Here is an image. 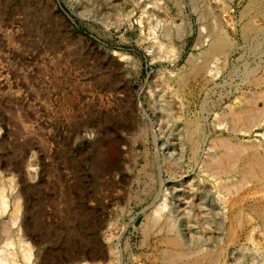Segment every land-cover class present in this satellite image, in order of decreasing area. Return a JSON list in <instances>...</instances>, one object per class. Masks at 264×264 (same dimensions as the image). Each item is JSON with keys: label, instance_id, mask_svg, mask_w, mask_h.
Listing matches in <instances>:
<instances>
[{"label": "rangeland", "instance_id": "374dc122", "mask_svg": "<svg viewBox=\"0 0 264 264\" xmlns=\"http://www.w3.org/2000/svg\"><path fill=\"white\" fill-rule=\"evenodd\" d=\"M263 133L264 0H0V264H264Z\"/></svg>", "mask_w": 264, "mask_h": 264}, {"label": "bare ground", "instance_id": "6f19581e", "mask_svg": "<svg viewBox=\"0 0 264 264\" xmlns=\"http://www.w3.org/2000/svg\"><path fill=\"white\" fill-rule=\"evenodd\" d=\"M131 5V4H130ZM251 10V9H250ZM247 28V27H246ZM249 28V27H248ZM216 29V27L215 28H213V30L214 31H216L215 30ZM251 29H252V32H254L255 31V29H254V31H253V28H252V26H251ZM166 30H168V29H166ZM248 31V30H247ZM166 32V31H165ZM164 32V33H165ZM221 31L219 30V33H220ZM163 33V34H164ZM169 34H170V32H168ZM168 33L166 32V34L168 35ZM212 33V32H211ZM210 33V34H211ZM254 33H256V32H254ZM162 34V35H163ZM214 35H215V32L213 33ZM217 34V33H216ZM165 35V34H164ZM167 35H165L166 37H168ZM212 35V34H211ZM249 35H250V33H249ZM256 35V34H255ZM255 35H253V36H255ZM170 36V35H169ZM220 36V35H219ZM163 37V36H162ZM166 37H165V39H166ZM215 37H217V36H215ZM252 37V36H251ZM250 37V38H251ZM171 38V37H170ZM218 38V37H217ZM209 66V65H208ZM207 66V67H208ZM204 67V66H203ZM206 68V67H205ZM205 68L204 69H202V70H204L205 71ZM208 70V72H209V69H206V71ZM198 72V71H197ZM201 72V71H200ZM211 72H213V71H211ZM196 73V72H195ZM207 73V72H206ZM248 73V75L250 74V71H248L247 72ZM212 74V73H211ZM194 75V74H193ZM197 75H199V73L197 74ZM202 74H200V76H201ZM188 76V75H187ZM191 76V75H190ZM213 76V75H212ZM252 76V75H251ZM184 77V76H183ZM182 77V78H183ZM194 77V76H193ZM202 78V77H201ZM184 79V78H183ZM183 79H182V82H183ZM186 79V78H185ZM209 79H211V78H209ZM215 79V78H214ZM186 80H188V79H186ZM208 81V80H207ZM255 81V80H254ZM259 83V81H256V83ZM179 85V84H178ZM258 85V84H257ZM261 85V84H260ZM262 86V85H261ZM183 87V86H182ZM205 87V86H204ZM261 94V93H260ZM262 95V94H261ZM260 97V96H259ZM263 99V98H262ZM242 113V112H241ZM249 113V112H248ZM245 114H247V113H245ZM244 114V115H245ZM233 116V115H232ZM235 116V115H234ZM237 116V115H236ZM249 116H250V114H249ZM262 116V115H261ZM245 117H246V115H245ZM245 117H243V118H245ZM239 119H236V121L237 120H240L241 119V117H238ZM251 118V117H250ZM260 118V117H259ZM258 118V119H259ZM252 119V118H251ZM245 120H247V117H246V119ZM254 119H252L251 121H253ZM241 121V120H240ZM249 121V120H248ZM245 122V121H244ZM255 122V121H254ZM247 123V122H246ZM251 123V122H250ZM250 123H247V124H249L250 125ZM235 124V123H234ZM252 124H253V122H252ZM187 130H188V133L190 132V135H195L196 133H198V128H197V126L196 127H194V128H190V127H188L187 128ZM186 130V131H187ZM142 131V130H141ZM200 131V130H199ZM192 132V133H191ZM192 135V136H193ZM202 135V134H201ZM262 135V134H261ZM263 136H264V133H263ZM186 138V137H185ZM196 138V137H195ZM198 138H200L199 136H198ZM197 140V139H196ZM201 140V139H200ZM228 141V140H227ZM224 142L225 141H221L220 143L222 144V145H224ZM195 143H197V141L195 142ZM200 143V142H199ZM226 143V142H225ZM229 143V142H228ZM193 145H194V143H193ZM221 146V145H220ZM219 146V147H220ZM211 147V146H210ZM221 147H223V146H221ZM225 147H227V146H225L224 145V147L223 148H225ZM235 147V146H234ZM197 148V147H196ZM212 148V147H211ZM210 148V149H211ZM228 148V147H227ZM237 148V147H236ZM195 149V148H194ZM226 149V148H225ZM230 149V148H229ZM244 149H245V146H244ZM227 150V149H226ZM225 150V152H223L221 155H217L216 153H214L213 152V148L210 150V152H209V154H208V158H207V161H206V163H205V165H206V167H207V169L208 170H211L212 171V169H214V168H216L219 172H221V173H223V175H228V173H229V171L230 170H233L234 169V167L236 166V164H234V158H231L232 156H231V152H229L228 150L226 151ZM230 150H232V149H230ZM194 152H195V150H194ZM194 154V153H193ZM233 154V153H232ZM194 155H196V154H194ZM248 156V155H247ZM246 156V157H247ZM230 157V158H229ZM195 159V158H194ZM227 159H233L232 161H231V163H230V161L228 162V160ZM227 160V161H226ZM227 162V163H229L228 164V166H223L224 165V162ZM234 161V162H233ZM263 161V160H262ZM158 162V161H157ZM233 162V163H232ZM252 163V162H251ZM255 163V162H254ZM259 163H261L260 161H259ZM202 164V163H201ZM258 165V164H257ZM223 166V169L221 168ZM248 167H249V165H248ZM251 167V166H250ZM258 168V167H257ZM206 169V168H205ZM246 169V168H245ZM248 169H251V172H253L254 170L252 169V168H248ZM234 170H236V169H234ZM244 170V169H243ZM253 170V171H252ZM210 171V172H211ZM215 171L216 170H214L213 171V173H215ZM250 172V173H251ZM209 173V172H208ZM248 173V172H247ZM263 173V172H262ZM146 174V173H145ZM257 174V173H256ZM262 175V174H261ZM243 176H244V173H243ZM245 176H247V175H245ZM249 176V175H248ZM251 176V175H250ZM246 178V177H245ZM245 178H243V179H245ZM241 182V181H240ZM243 182V181H242ZM219 186H221V188L224 190V191H226V192H228V190H229V186L228 185H226V184H220ZM214 187L215 188H217L218 186H217V183H215V185H214ZM231 187H233V186H231ZM230 190H231V188H230ZM234 191V190H233ZM231 192V191H230ZM230 192H228V193H230ZM4 200V199H3ZM166 208V207H165ZM167 209V208H166ZM159 210V209H158ZM155 211V210H154ZM159 212H160V210H159ZM159 212H157L158 214L156 215V219H160L161 220V218L162 217H159L158 215H159ZM161 212H163V211H161ZM161 212H160V214H161ZM166 215V214H165ZM161 216V215H160ZM153 218H155V217H153ZM163 219H164V224L162 223L163 222ZM162 220H161V223L163 224V226H162V228L163 229H165V235L163 236V238H161L162 239V243L167 247V248H169V250H171V252H165V253H167L168 255L165 257L166 258V261H172L173 259H183V258H188L189 256V251H190V249H187V247H185V243L183 242V240H182V238H181V235H180V232H178L177 230V232H175L174 233V230L176 229V226H175V224H174V221H173V223L171 222V219H172V216H169V214L166 216V218H163ZM174 220V219H173ZM158 222V221H157ZM159 223V222H158ZM161 223H160V225H161ZM159 225V224H158ZM149 226V225H148ZM153 228V227H152ZM156 229V228H155ZM2 230V232L3 233H5L6 235L9 233V228L6 226V225H4L3 226V228L1 229ZM147 230H148V228H147ZM159 231H160V229H159ZM156 232V231H155ZM161 232L162 231H160V233H158V234H161ZM146 233H147V231H146ZM150 233H151V231H150ZM153 234H155V233H153ZM152 234V235H153ZM162 236V235H161ZM1 237V236H0ZM4 237H6V236H4ZM2 238V237H1ZM160 238V237H159ZM159 241H161V240H159ZM161 243V244H162ZM162 246V245H161ZM166 247H164V248H166ZM157 248V247H156ZM149 249V248H148ZM158 249V248H157ZM3 250V249H2ZM164 250V249H163ZM160 251V250H159ZM167 251V250H166ZM1 252V251H0ZM4 253V252H3ZM103 253V252H102ZM159 253V252H158ZM163 253V252H162ZM95 254V253H94ZM101 254V253H100ZM156 254H157V252H156ZM1 255H2V253H1ZM28 255V254H27ZM96 255V254H95ZM105 255V254H104ZM3 256V255H2ZM24 256H26V255H24ZM30 256V255H29ZM157 256V255H156ZM188 256V257H187ZM26 258V257H25ZM24 258V259H25ZM87 259H89V257H86ZM91 258V257H90ZM105 258H107L106 256L104 257H93V258H91V260L94 262V263H92V264H103V263H105L107 260H105ZM114 258V257H113ZM118 258V257H117ZM117 258H115V259H117ZM164 258V259H165ZM27 259L29 260L30 258L29 257H27ZM76 259V258H75ZM87 259H86V261H87ZM3 260V259H2ZM1 260V261H2ZM27 260V261H28ZM39 260V259H38ZM71 260V259H70ZM98 260H100L98 263H96ZM156 260H157V258H156ZM30 261V260H29ZM73 261V260H72ZM78 261V260H77ZM84 261V260H83ZM175 261V260H174ZM184 261V260H183ZM196 261V260H195ZM4 261H2L1 263L2 264H5V263H3ZM8 262V261H7ZM79 262V261H78ZM110 263L109 264H111V262L112 261H109ZM160 262V261H159ZM9 263H10V261H9ZM38 263V262H37ZM62 263V262H61ZM67 263V262H66ZM73 263V262H72ZM75 263V262H74ZM73 263V264H74ZM77 263V262H76ZM89 262H85V264H88ZM173 263V262H172ZM183 263V262H182ZM17 264V263H16ZM39 264H40V262H39ZM63 264V263H62ZM90 264V263H89ZM118 264V263H117ZM167 264V263H166Z\"/></svg>", "mask_w": 264, "mask_h": 264}]
</instances>
